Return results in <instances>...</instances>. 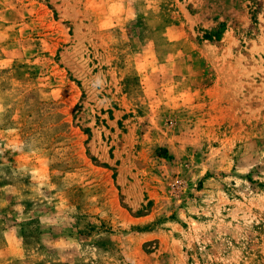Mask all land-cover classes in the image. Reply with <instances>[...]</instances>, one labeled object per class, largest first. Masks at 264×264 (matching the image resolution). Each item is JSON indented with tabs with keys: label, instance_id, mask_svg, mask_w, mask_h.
I'll use <instances>...</instances> for the list:
<instances>
[{
	"label": "rangeland",
	"instance_id": "obj_1",
	"mask_svg": "<svg viewBox=\"0 0 264 264\" xmlns=\"http://www.w3.org/2000/svg\"><path fill=\"white\" fill-rule=\"evenodd\" d=\"M0 264H264V0H0Z\"/></svg>",
	"mask_w": 264,
	"mask_h": 264
}]
</instances>
